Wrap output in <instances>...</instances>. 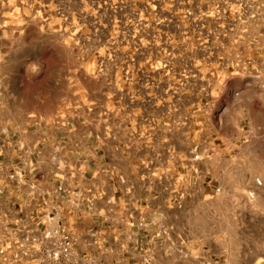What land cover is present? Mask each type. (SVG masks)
<instances>
[{"label": "rangeland", "instance_id": "1", "mask_svg": "<svg viewBox=\"0 0 264 264\" xmlns=\"http://www.w3.org/2000/svg\"><path fill=\"white\" fill-rule=\"evenodd\" d=\"M208 1L0 0V122L87 115L107 95L207 105L208 91L216 142L205 160L198 150L194 188L214 191L181 210V244L220 254L219 264H264V104L243 81H224L218 55L210 58L207 27L219 21L207 16ZM225 137L230 156L221 154Z\"/></svg>", "mask_w": 264, "mask_h": 264}, {"label": "crops", "instance_id": "2", "mask_svg": "<svg viewBox=\"0 0 264 264\" xmlns=\"http://www.w3.org/2000/svg\"><path fill=\"white\" fill-rule=\"evenodd\" d=\"M194 112L173 98L156 95L149 105L140 96L133 105L107 95L93 100L87 115L30 127L0 122V209L13 216L45 202L58 206L99 264H144L146 256L153 264H219L220 254L181 244V210L214 191L194 188V152L216 142L207 133V111ZM228 143L220 142L221 154L230 156ZM10 165L23 172L21 185L9 181ZM73 190L79 195L68 194ZM179 192L187 194L180 210L171 205ZM90 229L95 239L85 238Z\"/></svg>", "mask_w": 264, "mask_h": 264}, {"label": "built area", "instance_id": "3", "mask_svg": "<svg viewBox=\"0 0 264 264\" xmlns=\"http://www.w3.org/2000/svg\"><path fill=\"white\" fill-rule=\"evenodd\" d=\"M207 16L210 19L218 16V30L210 25L207 27V49L210 58L211 55H218L223 80L237 78L243 81L245 91L259 105L264 104V0H218V4L209 0ZM212 50L215 51L211 53ZM241 95L242 92H238L236 97ZM208 96L207 91V105L191 106H194V113L203 109L207 111V125L210 126ZM221 124L224 125V121ZM198 152L197 149L193 156L195 174H198L199 168L195 164L200 159ZM203 155V159H207V149ZM9 169V181L21 185L23 172L15 165H10ZM181 181L185 182V179ZM258 185H261L260 181ZM58 191L63 192L64 188H58ZM3 192L0 188V196ZM220 192L221 188L215 189V194ZM79 193L78 190L68 191L72 196ZM186 198V193L179 192L172 207L184 208ZM246 200L253 203L256 192L248 191ZM87 204L91 210L93 201L89 200ZM73 208L81 206L74 203ZM62 214V209L48 202L41 203L33 213L24 215L9 216L0 209V264H99L97 256L82 248L80 236L63 221ZM85 234V238L95 239L98 236L93 229ZM143 263L153 264L151 256H146Z\"/></svg>", "mask_w": 264, "mask_h": 264}]
</instances>
